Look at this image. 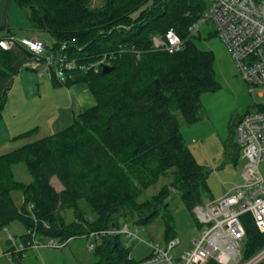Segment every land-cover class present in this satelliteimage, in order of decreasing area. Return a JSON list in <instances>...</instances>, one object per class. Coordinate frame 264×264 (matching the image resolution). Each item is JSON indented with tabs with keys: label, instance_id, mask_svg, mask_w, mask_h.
Masks as SVG:
<instances>
[{
	"label": "trees",
	"instance_id": "trees-1",
	"mask_svg": "<svg viewBox=\"0 0 264 264\" xmlns=\"http://www.w3.org/2000/svg\"><path fill=\"white\" fill-rule=\"evenodd\" d=\"M15 1L27 8L34 28L52 35L50 49L65 42L68 56L88 63L107 55L112 68L68 72L63 83L84 82L95 104L67 127L0 154V229L20 221L26 228L21 241L32 233L68 241L99 231L92 264H136L122 234L110 232L122 220L130 217L145 225L160 215L166 241L175 236L166 200L170 185L140 201L147 187L170 173L171 186L189 211L205 199L206 175L186 146L176 115L187 124L196 121L202 93L218 86L213 52L198 48L195 35L189 36L205 0H103L98 5L92 0ZM167 29L183 39L181 49L169 52L153 45L152 37ZM16 71L10 49L0 47V81ZM4 101L5 92L0 118ZM18 162L25 164L31 181L15 178ZM53 177L60 189L52 184ZM13 191L22 195L19 204ZM65 208L72 210L71 220L62 215ZM241 219L246 259L264 246V232L250 214ZM206 264L218 263L209 259Z\"/></svg>",
	"mask_w": 264,
	"mask_h": 264
},
{
	"label": "built area",
	"instance_id": "built-area-1",
	"mask_svg": "<svg viewBox=\"0 0 264 264\" xmlns=\"http://www.w3.org/2000/svg\"><path fill=\"white\" fill-rule=\"evenodd\" d=\"M208 1V8L189 26V36L197 34L207 20L212 21L241 77L251 85V89H257L264 96V0ZM152 41L155 47L169 52L183 46V39L173 29H167L158 38L153 36ZM13 46L21 47L33 57L32 68L39 76L45 75L60 83L65 81L68 72L76 69L97 70L110 64L107 55L88 63L80 62L67 55L65 42L55 49H48L38 36L9 34L0 38L1 48L11 49ZM234 134L246 158L242 172L244 182L235 185L221 197L192 207L194 217L200 224L198 236L192 238L190 246L178 258L170 253L180 243L179 238L174 236L165 247L147 241L151 252L138 259L136 264H206L209 259H214L218 264H259L264 260V246L244 260L241 254L245 235L242 215L250 214L257 229L264 232V105L243 114L234 127ZM127 227L124 225L120 230L129 238L132 235ZM98 233L92 231V234ZM42 238H47L46 244L53 246L67 243V240L40 238L32 233L15 244L13 252H25L30 247L40 246ZM8 239L13 240V236L8 234ZM126 244L129 245L128 242Z\"/></svg>",
	"mask_w": 264,
	"mask_h": 264
},
{
	"label": "rangeland",
	"instance_id": "rangeland-1",
	"mask_svg": "<svg viewBox=\"0 0 264 264\" xmlns=\"http://www.w3.org/2000/svg\"><path fill=\"white\" fill-rule=\"evenodd\" d=\"M102 1L92 0V4L96 3L94 5H98ZM208 5L209 1L205 0V9L208 8ZM20 7V11L27 15V8ZM137 12L138 9L131 14L135 16ZM13 15L14 13H12ZM22 29L24 28L18 29L17 32ZM215 29L212 21L207 20L201 25L200 30L193 37V41L198 48L213 52V70L218 86L214 90L202 93L199 115L193 123H185L181 114L176 112L184 142L206 175L207 190L203 192L204 201L221 197L235 185L244 182L242 172L246 158L243 155L242 148L236 143L234 127L247 111H255L261 104L264 105V96L260 95L257 89H251V85L241 77L225 43ZM1 32H3V29H0ZM34 32L44 42L52 44L54 39L48 31L36 29ZM154 36L158 38L160 35ZM44 79H47V76ZM38 106L42 112L43 107L46 108L45 114L52 109L50 95H42V99L38 101ZM44 117L45 115L40 114L38 118L42 121ZM45 124L47 123L42 122L39 129L33 130L30 134L33 137L28 140L45 136L49 131ZM11 149H3L2 152H8ZM13 172L18 180L24 182L32 180L23 162L14 164ZM51 182L55 187H61L56 177H53ZM171 183L172 176L170 173L160 177L157 182L143 191L139 200L149 198L162 185H170L171 194L166 200H168L169 209L172 211L171 224L175 236L180 240V243L173 247L170 253L178 258L180 253L190 246L192 238L198 236V227L193 211H189L185 207L180 199L179 192L171 186ZM20 195V191L12 192V196L17 203ZM81 205L84 206V201ZM86 212L89 214L88 209H86ZM61 213L65 220L73 218L71 209H62ZM161 213H164L163 210ZM121 222L118 229L112 230V234H122V239L127 241L130 246L129 254L134 259H140L150 254L151 248L146 244L147 241L165 247L167 241L164 238V220L160 215L145 225L133 223L130 217ZM124 225H127L128 230L132 233H130L132 236L129 238L120 230ZM25 232V226L18 220L11 222L7 228L0 229V264H92L96 261V256L93 253V240L96 237H94L95 234H92V231L88 233L89 235L68 239L64 246L46 244L48 239L42 238L40 239V246L30 247L25 252H13L14 245L20 243V236ZM8 234L13 236V240L8 239ZM19 254L21 255L18 256Z\"/></svg>",
	"mask_w": 264,
	"mask_h": 264
},
{
	"label": "crops",
	"instance_id": "crops-1",
	"mask_svg": "<svg viewBox=\"0 0 264 264\" xmlns=\"http://www.w3.org/2000/svg\"><path fill=\"white\" fill-rule=\"evenodd\" d=\"M20 6L15 0H0V29H3L0 38L9 34L40 37L34 32L36 28L28 14L20 11ZM21 28L24 29L17 32ZM45 43L50 49L51 44ZM10 62L17 71L0 81V97L5 92L0 118V154L4 153L3 149H15L20 144L34 140H28L33 137L30 134L36 128L39 129L42 122L47 123V134L59 131L67 127L76 115L95 104L94 96L84 82L55 84L53 79L47 77V80L44 79L45 75L39 76L32 68L33 57L19 46L10 49ZM44 94L50 95L53 106L46 114V108L43 107L42 112L38 106V101ZM40 114L45 115L42 121L38 118ZM40 137L43 136H38ZM19 197L18 203L21 202L22 195Z\"/></svg>",
	"mask_w": 264,
	"mask_h": 264
},
{
	"label": "water",
	"instance_id": "water-1",
	"mask_svg": "<svg viewBox=\"0 0 264 264\" xmlns=\"http://www.w3.org/2000/svg\"><path fill=\"white\" fill-rule=\"evenodd\" d=\"M111 68H112V66L103 65V66H102V69H101V72H102V73L107 72V71H109Z\"/></svg>",
	"mask_w": 264,
	"mask_h": 264
}]
</instances>
